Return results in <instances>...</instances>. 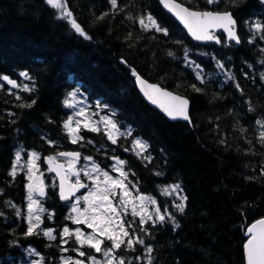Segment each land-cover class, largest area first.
Here are the masks:
<instances>
[{
  "label": "trees",
  "instance_id": "16d2710c",
  "mask_svg": "<svg viewBox=\"0 0 264 264\" xmlns=\"http://www.w3.org/2000/svg\"><path fill=\"white\" fill-rule=\"evenodd\" d=\"M177 1L195 10L231 12L241 44L223 33L217 34L220 43L192 42L157 0H117L115 10L110 0H64L69 19L89 39L46 0H0V76L18 85L0 80V264L21 263L27 248L44 264L78 257L74 236L65 237L67 243L61 239L63 229L75 223L56 185L42 199L44 228L56 239L45 237L42 228L26 236L29 180L21 160L15 177L10 175L18 152H35L45 181L56 184L43 158L63 151H78L106 171L115 159L125 161L121 166L132 190L154 199L165 216L163 223L147 220L141 231L138 216L123 215L133 239L144 241L115 253L125 264H148L147 247L153 249L152 264H245L246 229L264 218V128L257 123L264 122V32L253 28L264 24V2ZM149 15L168 35L140 25ZM133 70L187 97L191 124L170 122L150 107L136 90ZM74 88L91 111L112 115L121 131L115 144L102 127H82V139L72 143L64 102ZM135 140L147 150L134 147ZM175 184L180 190L172 192ZM180 196L187 197L183 213L175 206ZM80 250L84 260L103 256L86 246Z\"/></svg>",
  "mask_w": 264,
  "mask_h": 264
},
{
  "label": "snow or ice",
  "instance_id": "6c2138e0",
  "mask_svg": "<svg viewBox=\"0 0 264 264\" xmlns=\"http://www.w3.org/2000/svg\"><path fill=\"white\" fill-rule=\"evenodd\" d=\"M166 8L170 11H173L174 14L184 23L185 27L188 29L189 33L193 36L194 39L201 40H211L215 39L217 43H220V40L213 35L210 34L209 30L212 28H222L225 32L228 33L229 39L235 40L237 43L240 42L238 35L234 31L235 20L233 19L230 13L224 12H194L190 11L187 8L182 7L179 4H176L174 0H161ZM217 0H208V3H215ZM264 2V0H261ZM46 3L50 5L54 9L60 10L62 13L60 18L69 19L72 16V13L68 11L64 0H46ZM110 4L112 9H118L117 0H110ZM104 15H107L105 13ZM104 15L99 17V19H103ZM147 23H145V18H140L139 23L145 29L148 30L150 27L155 29L157 32H163L164 35H168L166 29L162 28L156 20L151 16H147ZM71 27L83 36L86 39L90 37L83 31L81 26L76 23L75 20L69 19ZM253 28L256 32H264V24L255 23ZM172 55V53H169ZM224 66L221 64L220 68ZM133 76L136 77V81L138 85L141 87V91L144 95L154 104L159 103L160 97L168 98L172 103L170 105L159 104L161 108L165 111V113L172 119H176L180 117L184 120H189V116L187 113L188 101L180 96H173L171 93L161 90L157 85L147 84L135 70L132 72ZM21 75L25 77V79H31L28 76L27 72H22ZM264 79V75L261 77ZM197 79L201 80V83L204 82L203 77L198 73ZM0 80L5 81L8 85H11L12 88H16L18 85L15 80L10 79L8 76H0ZM195 87V86H193ZM239 87V85H237ZM24 91H30L29 88L25 87ZM200 91V89H196ZM76 93H70L71 98H75ZM18 100L19 96L16 97ZM33 103H35L33 101ZM65 106L74 107V105L70 104L68 100H65ZM25 106V105H21ZM31 106V105H27ZM99 106V105H98ZM11 115V114H10ZM77 115H84V109H81ZM100 123L105 125L106 131L105 135L108 136V139L115 144L117 142V136L119 133V128L117 127V123L108 117H104L101 119ZM258 124L262 128H264V122L257 121ZM73 120L71 117L64 123V128L68 131L69 136L72 138V143H77L79 139H82L78 135L79 128L81 126V121L76 120V127H72ZM84 127L89 131L98 132L99 128L95 124H93L90 120H86L84 122ZM130 134V132L125 133ZM260 140L264 143V133H261ZM134 147H139L142 151L147 150V145L144 144L140 140L134 141ZM59 157H65L68 159L67 169H65V165L61 163H57V157L49 156L47 158V163L49 164V170L55 171L57 176L60 178V197L62 200H67L72 196H75V193L79 191L81 188L88 187L87 184L82 183L80 179L81 171L75 168L76 162L80 159L79 152H59L57 154ZM39 159L37 153H31V159L28 161V180L29 183L27 185L28 189V205H27V220H28V228L25 232L26 236H30L34 234L39 228L41 223V218L39 213L45 211V209L39 207V201L34 199V194L39 196H44V184L39 176H36V172L39 171L36 160ZM85 159L91 161L90 157H85ZM21 160L20 153L16 154V162L13 165V168L10 172V175L15 177L16 175V165L19 164ZM125 161L117 159L118 165L125 164ZM114 170L119 172L120 176L123 179H115L111 177L107 171L102 170L97 164L92 162L91 170H84L83 175L87 177L93 183V188L89 193L82 197L83 201L87 205L83 210H81L78 205L81 202V198H77L75 204L72 206V211L78 213L79 215L73 218V223L76 224H86V226L91 229V233H85L77 228L74 232L69 228L65 227L63 229L61 239L64 243H67L65 237H73L75 238V242L78 244V248L76 249L78 256H85L86 253L81 251L80 249L85 246L93 249L96 253H103L105 258L104 264H125L123 258H118L115 253L121 249L122 246L127 249L135 250L134 244H143L144 241L142 239H133L132 234L129 229L132 228L131 224H127V222L122 218L123 215H127V208L129 204H132L131 215L133 217H139L140 230L144 231L143 225L146 223L145 216H147L148 220H152V216L147 212L146 201L155 205L156 201L151 199L150 197H146L144 195H138L136 197H131V193L129 192V185L125 183L128 177V173L123 171L122 167H115ZM71 176L76 177L74 182H69ZM95 174V175H93ZM159 174V173H158ZM101 177L103 178L101 180ZM67 185V190H66ZM135 187V185H132ZM119 189V192L116 190ZM180 190V185L175 184L171 186V191L176 192ZM168 189H165L167 193ZM119 196V200L117 204L114 205L113 199L110 197ZM179 199L181 203L176 204V208L179 212L183 213L185 210L184 201L187 200L186 196H180ZM135 200L140 201V210H137V207L134 203ZM15 207V205H12ZM165 211H167L165 209ZM17 216L20 215V210L17 209ZM171 219V217H169ZM156 220L163 223L165 220V216L160 213V209H156ZM175 227H179V224L172 221ZM127 224V226H126ZM43 235L50 240H55L56 236L53 234V230H45L43 231ZM246 235L248 239L244 245L245 254H246V264H264V218L254 222L246 229ZM110 241V246L102 247L104 245V241ZM63 251L67 252L68 249L63 248ZM30 254H34L33 249H28ZM153 249L151 247H147L146 252L148 255V264H152L151 253ZM91 264H100L99 261L96 260L95 257H90ZM63 264H84L83 260H72L68 258L64 260Z\"/></svg>",
  "mask_w": 264,
  "mask_h": 264
},
{
  "label": "rangeland",
  "instance_id": "374dc122",
  "mask_svg": "<svg viewBox=\"0 0 264 264\" xmlns=\"http://www.w3.org/2000/svg\"><path fill=\"white\" fill-rule=\"evenodd\" d=\"M75 92L76 95H75V98H71L70 95H69V98H68V101L70 104L74 105V107H69L70 108V111H69V117L72 118L73 120V124H72V127L75 128L76 125H75V121L76 120H80L81 121V126L79 128V130L84 127V122L86 120H90L93 124H95L96 126H98V128L102 127L104 129L105 128V125L103 123H100L101 119L104 118V117H108V118H111L114 120V118L112 117L111 114H108V113H98L96 114L94 111H91L90 109V104L89 102L86 100V98L79 92V90L77 88H74L72 90L71 93ZM81 109H84V115H77V113L80 112ZM67 118V120H68ZM66 120V121H67ZM115 121V120H114ZM118 127V126H117ZM119 128V127H118ZM119 133L121 134V131H120V128H119ZM118 134V135H120ZM31 153L30 152L27 156H21L23 158H21V165L24 166V168H26L27 172H28V168H27V164H28V161L31 159ZM39 159L36 160V165L39 169V171L36 172V176H39L40 179L43 181V184H44V191H45V195H46V192H47V188L49 186H52L54 187L56 184H54V181L51 180L50 182H46L45 181V178H44V170L42 169V167L40 166V164L38 163ZM92 162H94L92 159L91 161L87 160V159H83L81 162H76V165H77V170H80L81 171V175H80V178H86L88 179L87 177H85L83 175V171L84 170H91L92 168ZM95 163V162H94ZM96 164V163H95ZM114 166L115 167H122L121 165H118L117 164V160L115 159V162L112 164V170H107L108 174L115 178V179H123V177L120 176L119 172L115 171L114 170ZM106 171V170H104ZM29 175V173L27 174V176ZM95 175V174H93ZM71 179L75 181L76 177L74 176H71ZM103 178L101 177V180ZM89 180V179H88ZM91 185L89 187V189L87 191H85L83 194H81L80 196H78L77 198H81V202L80 204L78 205V207L83 210V208H85L87 205L85 204V202L83 201L82 197L87 195L89 193V191L92 190V188L94 187L93 186V183L91 180H89ZM126 184H128V181L126 180L125 181ZM129 185V184H128ZM117 192H119V189L116 190ZM129 192L131 193V197H136L140 194H138L137 192H135L134 190H132V188L130 187L129 185ZM39 196V195H35L34 194V199H36L37 201H39V207L44 208V206L42 205L41 203V199L42 198H45L46 196ZM28 197V196H27ZM77 198H75L72 202H70L68 204V210L71 214V220L73 221V218L77 217L79 214L76 213V212H73L72 211V206L75 204V201L77 200ZM110 199H113V203L114 205L117 204L118 200H119V196L113 198V197H110ZM29 201H28V198H27V202H26V208H25V213H24V216L27 220V205H28ZM136 207H137V210L139 211L140 210V201L139 200H135L134 201ZM146 205H147V212L152 216V220L151 221H156V209L159 208L158 205H157V202L155 203V205L151 204L150 202H145ZM131 208H132V204H129L128 205V208H127V212H131ZM160 213L163 215V213L161 212L160 210ZM45 214V211L43 212H40L39 215H40V218H41V223H40V228H42L44 231L45 230H49L50 228H44V225H43V221H42V218ZM123 218V217H122ZM124 219V218H123ZM145 220L147 221V216H145ZM158 221V220H157ZM27 223H28V220H27ZM39 228V229H40ZM77 228H79L81 231L85 232V233H91V229H89L86 224H76L75 223V226L74 228L72 229V231L74 232ZM34 250V249H33ZM27 251V254H26V258L24 261H22L21 263L19 264H44L42 258L40 257V255L34 250V254H30L29 251H28V248L26 249ZM116 255V254H115ZM97 261L100 262V264H104L105 262V258L104 256H101V257H95ZM76 260H83L84 261V264H91V260H84V257H81V256H78L76 258Z\"/></svg>",
  "mask_w": 264,
  "mask_h": 264
},
{
  "label": "water",
  "instance_id": "95a60500",
  "mask_svg": "<svg viewBox=\"0 0 264 264\" xmlns=\"http://www.w3.org/2000/svg\"><path fill=\"white\" fill-rule=\"evenodd\" d=\"M158 1V3H159V5H160V7L166 12V13H168L169 15H171V17L178 23V25L185 31V33L187 34V36L189 37V39L192 41V42H194V43H196V44H210V43H215L216 42V40L215 39H211V40H206V39H201V40H197V39H194L193 38V36L189 33V31H188V29L185 27V25H184V23L174 14V12L173 11H170L168 8H166L165 6H164V4L161 2V0H157ZM174 2L176 3V4H179V5H181L182 7H184V8H187V9H189L190 11H194V12H206V11H208V12H219V13H224V12H221V11H211V10H195V9H191V8H189V7H187L185 4H183V3H181V2H179V1H177V0H174ZM227 13H230L231 15H232V13L231 12H227ZM232 17H233V19L235 20V26H234V31L236 32V34L238 35V37H239V40H240V36H239V34H238V27H237V21H236V19H235V17L232 15ZM209 32H210V34L211 35H213L214 37H216V34H218L219 32H221V33H223L225 36H226V39H227V41H233L236 45H240L241 44V40H240V42L239 43H237L235 40H233V39H229V37H228V33L227 32H225L222 28H212V29H210L209 30ZM139 75V74H138ZM144 81H146V83L147 84H153V85H157L161 90H163V91H166V92H169V93H171L173 96H180V97H182V98H184V99H186L187 101H188V108H187V113H188V116H189V120H184V119H182V118H180V117H177L176 119H172V118H170L166 113H165V111L163 110V108H161L160 106H159V104H165V105H170L172 102L168 99V98H166V97H160L159 98V103L158 104H154V103H152L145 95H144V93L141 91V87H140V85H138V83H137V81H136V77H134V84H135V87H136V90L138 91V93H139V95L141 96V98L146 102V103H148V105L150 106V107H152V108H154L156 111H158L165 119H167L168 121H170V122H176V121H181V122H185V123H187V124H191V117H190V100L187 98V97H185V96H183V95H180V94H177V93H175V92H173V91H171V90H169V89H167V88H164V87H162V86H160L159 84H157V83H153V82H150V81H148V80H146L145 78H143L141 75H139ZM63 152H76V151H63ZM49 156H46V157H44V163H45V165L47 166V169H48V171H49V173H51L52 175H54L55 176V178H56V181H57V195H58V199H59V201L61 202V203H63V204H65V203H68V202H70L76 195H78V194H80V193H82V192H84L86 189H87V187H85V188H81V189H79V191H77L76 193H75V196H72V197H70L69 199H67V200H62L61 199V197H60V187H59V185H60V178L57 176V174H56V172L55 171H50L49 170V164L46 162L47 161V158H48ZM61 158H64V157H61ZM57 163H61V164H64L65 165V163L63 162V161H59V160H57ZM65 169H67V167L65 166ZM69 182L71 183L72 181L71 180H69ZM86 184V183H85ZM66 190H67V185H66ZM260 220V219H259ZM258 221V220H257ZM256 222V221H255ZM253 224V223H252ZM247 239H248V236H247ZM246 243V242H245ZM245 245V244H244ZM244 256H245V264H246V254H245V248H244Z\"/></svg>",
  "mask_w": 264,
  "mask_h": 264
},
{
  "label": "flooded vegetation",
  "instance_id": "af4514ba",
  "mask_svg": "<svg viewBox=\"0 0 264 264\" xmlns=\"http://www.w3.org/2000/svg\"><path fill=\"white\" fill-rule=\"evenodd\" d=\"M65 163L68 164V159H64ZM76 165V164H75ZM77 166V165H76ZM84 181V180H81V182ZM87 182L88 184H90L88 181H85Z\"/></svg>",
  "mask_w": 264,
  "mask_h": 264
}]
</instances>
